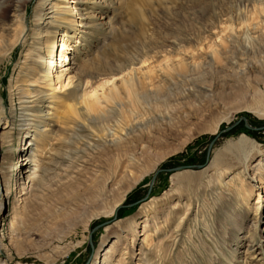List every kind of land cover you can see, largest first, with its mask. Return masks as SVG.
Listing matches in <instances>:
<instances>
[{
    "label": "bare ground",
    "instance_id": "bare-ground-1",
    "mask_svg": "<svg viewBox=\"0 0 264 264\" xmlns=\"http://www.w3.org/2000/svg\"><path fill=\"white\" fill-rule=\"evenodd\" d=\"M28 1L16 0L11 15L13 24H18L3 28L14 27L11 28L10 48L25 38L28 31L24 10ZM36 1L38 27L34 28L37 31L31 30L34 44L28 49L33 74L27 78L29 95L20 101L22 116L17 126V135L23 136L25 141L18 146L15 166L1 171L0 177L2 215L12 192L10 182L14 170L17 172L15 197L9 201L11 206L7 214L12 217L6 231L12 246L25 237L34 236L46 242L61 236V229L48 234V228L58 227L77 210L92 209L95 214L116 213L128 192L142 178L143 172L138 173L137 169L146 153L156 148L158 134H163L165 140H173L178 131L185 130V121L189 125L194 123L193 119L208 120L210 124L195 129L186 140L199 132L217 133L224 118L218 113L229 108L225 107V96L243 93L244 88L251 87L246 96L255 101L259 99L261 88L254 87L252 82L264 86V46L258 50L246 46L249 44L238 47L228 39L214 46H204L198 54H194V50H184L185 55H178L160 67V79L147 60L132 62L129 67L123 65L118 74L111 76H103L99 69L84 72L81 70L84 64H79L84 54L79 44L86 39L85 35L98 32L101 24H108L95 20V13H92L95 5L107 6V0H70L66 8L61 7L62 0ZM5 6L7 4L0 1V10ZM68 12L75 13L78 18L71 22L66 16ZM104 18L105 13L101 16ZM69 24H73L70 30L77 34L74 46L72 38L75 35L63 29ZM58 30L62 31L61 34H57ZM0 40H4V35ZM55 52L58 57L54 58ZM206 68L209 72L205 71ZM261 99H264L263 95ZM202 102L205 107L196 111ZM245 107L258 108L253 102H248ZM215 111L217 113L211 118ZM11 118L6 113L0 117L1 140L10 138L14 129ZM229 146L234 152L231 155L225 151ZM200 171L204 178L207 177L199 183L203 190L219 194L225 200H235L239 210L245 213L243 220L252 223L247 234L236 233V244L237 247L244 245L245 251L258 249L257 254L261 255L258 259L264 264V230L259 228L260 224L264 226V198L259 193L260 189L264 192V147L242 132L237 140L230 139L222 148L213 150L209 163ZM193 175L186 169L175 172V182L168 193L171 195L177 184ZM256 190L259 192L252 204L248 192ZM148 203L140 206L138 212L143 214L129 222L127 234L122 235L123 239L119 238L120 241L126 240L127 235L136 232L143 236L138 239V264H150L147 255L158 252L168 234L159 235L163 228L158 223L152 228L149 226L144 214L150 207ZM251 227L254 232L249 233ZM178 230L176 225L170 236L178 238ZM240 230L238 225L235 231ZM119 240L110 241L109 247L99 250L92 264H124L126 251L119 246L118 256L112 253ZM6 246L1 241L0 247ZM253 257L257 256L253 254Z\"/></svg>",
    "mask_w": 264,
    "mask_h": 264
},
{
    "label": "rangeland",
    "instance_id": "rangeland-1",
    "mask_svg": "<svg viewBox=\"0 0 264 264\" xmlns=\"http://www.w3.org/2000/svg\"><path fill=\"white\" fill-rule=\"evenodd\" d=\"M3 2L7 6L0 10V38L4 35V40H0L2 42L0 43V117L3 113H6L9 118L12 117L14 129L9 138L11 140L0 139L2 153L0 156H3L0 157V177L1 171H7L9 167L15 166L19 156L18 146L25 141L22 139L23 136L17 135V126L22 116L19 106L20 101L29 95L27 84L33 70L30 66L32 57L28 54L30 51L28 49H31L34 44H32L31 30L37 31L34 28L38 27L35 19V13L38 12L37 1L30 0L26 3L25 9L22 7L26 10L25 24L29 31L27 33L30 34L26 33L25 38L20 39L10 48L13 37L11 28L14 27L8 30L3 28L6 25L11 26L10 24L14 22L11 14L16 0H3ZM70 2V0H62L61 7H68ZM92 13H95V20L106 21L108 24H101L98 32L96 30L90 35H85L86 39L79 44L81 51L84 52L79 64H84L81 67L82 71L90 72L99 69L103 76L118 74L119 68L123 65L129 67L132 62L147 60L152 71L159 77L161 76L160 67L165 66L166 62L172 61L178 55L181 57L185 55L184 50H194V54H198V51H201L200 48L208 47L210 44L214 46L222 41L227 42V39L238 47L249 44L246 46L258 50L264 46V0H107V6L96 7L95 5ZM104 13L106 18L101 19ZM68 14L66 16L71 19V22L78 18L75 17V13L68 12ZM72 25H66L63 29L75 35L72 38L74 39L72 46H74L77 34L70 30L73 28ZM229 27L234 28L231 30ZM61 32L58 30L57 34ZM78 34L81 35L82 32L79 30ZM234 39L239 41L236 43ZM55 54L54 58L58 57L56 52ZM205 71L209 72V69L206 68ZM252 84L254 87L261 88L258 100H250L246 96L251 87L244 88L243 93L225 96V107L229 108L218 113L224 118L217 133L199 132L193 135V138L186 140L192 131L210 124L208 120L193 119V124L188 125L185 121V130L178 131L173 140H165L163 134H158L159 142L156 148L146 153L142 165L140 164L137 169L138 173H144L142 178L128 192L116 213L95 214L92 209L72 212L67 221L59 223L58 227L55 225L48 228V234H55V230L61 229L62 235L46 242L32 236L18 239L16 245L12 246L6 235L8 223L12 218L7 216L11 206L9 201L15 197L18 182L17 172L14 170L10 182L12 190L10 199L6 201V208L0 215V244L1 241L7 244L6 247H0V264H17V262L21 264H92L99 250L109 247L110 241L119 240L122 235L127 234L129 222L140 218L143 214L138 210L144 202H149L150 206L144 212L149 226L152 228L158 223L163 228L159 235L163 232L168 233L158 250L159 253L153 251L147 255L150 264H263L258 259L261 256L257 254L258 249L250 252L245 251L244 245L237 247L236 233L241 235L240 232H246L247 234L252 223L249 220H243L245 213L239 210L236 201L225 200L221 195L203 190L199 185L200 180L205 176L200 170L209 163L213 150L222 148L228 140H237L239 134L244 132L264 147V99L260 100V97L264 96V86L254 82ZM33 91L31 94L34 93ZM248 102H253V105L256 104L258 108H246L245 105ZM203 103L197 106L196 111L200 112L205 107ZM191 111L195 112L192 109ZM216 113L217 111L211 118ZM243 117L252 127L246 126ZM235 122H237L236 125L227 129ZM50 123L54 124V121ZM2 130L3 128L0 127V135ZM213 139L215 140L209 151V144ZM182 143L185 144L181 147ZM225 151L229 155L234 153L232 146ZM179 165H187L184 169L188 174L194 175L186 179L187 181L182 180L177 184V188L170 195L168 192L175 182L174 173L179 170L160 172L158 170ZM190 165H200V167ZM155 175V181L151 184ZM205 179L207 177L203 180ZM244 183L247 184V179ZM256 191L248 192L252 204L257 199L259 190ZM259 193L264 198V192H261V189ZM188 207L189 210L186 209ZM245 207L249 208V205ZM85 221L87 226L84 227ZM176 225L180 233L178 238L170 236L171 229ZM238 225L241 230L235 231ZM107 226L111 227L106 229ZM263 227V224L259 225V228L264 230ZM139 229L141 231V228ZM114 230L115 233H111ZM252 232H254L253 227L249 233ZM136 233L135 235L128 233L129 237L126 236V240H119L112 249L113 255L116 253L117 256L119 246L122 251H126L124 264L139 263L137 260V252L140 251L138 239L140 240L143 236ZM133 240H135L134 243ZM241 251L244 252L240 253ZM253 254L257 257H253Z\"/></svg>",
    "mask_w": 264,
    "mask_h": 264
},
{
    "label": "water",
    "instance_id": "water-1",
    "mask_svg": "<svg viewBox=\"0 0 264 264\" xmlns=\"http://www.w3.org/2000/svg\"><path fill=\"white\" fill-rule=\"evenodd\" d=\"M243 119L246 121V126L247 127H252L248 122H247V119L245 118V117H243ZM237 124V122H235V123H233L232 125H230L227 129H230V128H232L234 125H236ZM214 140L215 139H213L211 142H210V144H209V151H210V149L212 148V145H213V143H214ZM186 166L187 165H179V166H175V167H172V168H167V169H162V168H160L159 170H158V172H160V171H163V170H166V171H177V170H180V169H184V168H186ZM190 166H192V167H200V165H190ZM157 175V174H156ZM156 175L153 177V179H152V181H151V184L155 181V177H156Z\"/></svg>",
    "mask_w": 264,
    "mask_h": 264
}]
</instances>
